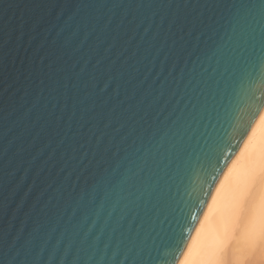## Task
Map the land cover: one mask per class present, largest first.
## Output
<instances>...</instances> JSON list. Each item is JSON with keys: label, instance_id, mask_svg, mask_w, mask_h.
<instances>
[{"label": "water", "instance_id": "water-1", "mask_svg": "<svg viewBox=\"0 0 264 264\" xmlns=\"http://www.w3.org/2000/svg\"><path fill=\"white\" fill-rule=\"evenodd\" d=\"M263 112L264 0H0V264H178Z\"/></svg>", "mask_w": 264, "mask_h": 264}, {"label": "bare ground", "instance_id": "bare-ground-1", "mask_svg": "<svg viewBox=\"0 0 264 264\" xmlns=\"http://www.w3.org/2000/svg\"><path fill=\"white\" fill-rule=\"evenodd\" d=\"M178 264H264V112Z\"/></svg>", "mask_w": 264, "mask_h": 264}, {"label": "snow or ice", "instance_id": "snow-or-ice-1", "mask_svg": "<svg viewBox=\"0 0 264 264\" xmlns=\"http://www.w3.org/2000/svg\"><path fill=\"white\" fill-rule=\"evenodd\" d=\"M260 108H261V107H258V108L250 107V108H249V113H250V114L248 115V123L245 124V125H244V126L238 131V135H240V136H244V135L246 134L247 127L251 124V122H252V118L255 117V116L257 115V113L259 112ZM242 119H243V118H242ZM217 152L220 153L219 155L216 156V159L219 160V159H220V156L223 155V151L220 150V146H219V145H217L216 148L213 150V154H215V153H217ZM211 178H212L213 180L216 179L215 176H212ZM209 186H211V185H209ZM193 218H194V217H193ZM179 247H180V245L178 244V245H177V250H179ZM174 259H175V257H174Z\"/></svg>", "mask_w": 264, "mask_h": 264}]
</instances>
